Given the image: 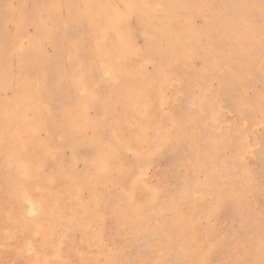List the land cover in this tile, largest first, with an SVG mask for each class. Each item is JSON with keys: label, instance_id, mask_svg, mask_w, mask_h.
<instances>
[{"label": "rangeland", "instance_id": "rangeland-1", "mask_svg": "<svg viewBox=\"0 0 264 264\" xmlns=\"http://www.w3.org/2000/svg\"><path fill=\"white\" fill-rule=\"evenodd\" d=\"M138 1L0 0V264H264V0Z\"/></svg>", "mask_w": 264, "mask_h": 264}, {"label": "bare ground", "instance_id": "bare-ground-1", "mask_svg": "<svg viewBox=\"0 0 264 264\" xmlns=\"http://www.w3.org/2000/svg\"><path fill=\"white\" fill-rule=\"evenodd\" d=\"M53 1H54V0H53ZM65 1H66V0H65ZM91 1H92V3H93V0H91ZM139 1H141V0H139ZM139 1H138V2H139ZM155 1H157V0H155ZM189 1H190V0H189ZM197 1H198V0H197ZM213 1H214V2H213V7H214V8H217V7H218V3L215 2L216 0H213ZM50 2H51V5H52L53 2H52V1H50ZM55 2H56V0H55ZM57 2H58V1H57ZM57 2H56V3H57ZM62 2H64V1H62ZM82 2H83V1H82ZM94 2H95V1H94ZM101 2L103 3L104 1H101ZM101 2L99 1V3H101ZM146 2H147V0H146ZM210 2H211V0H210ZM220 2H221V0H220ZM47 3H48V2H47ZM56 3H53V4L56 5ZM151 3H152V2H151ZM151 3H149V1H148V4L151 5ZM162 3H163V2H162ZM228 3H229V2H228ZM23 4H24V3H23ZM62 4H63V3H62ZM70 4H71V3H70ZM73 4H74V3H73ZM140 4H141V2H140ZM171 4H172V1H171L170 5H171ZM220 4H221V3H220ZM224 4H225V3H224ZM262 4H263V3H262ZM51 5H50V6H51ZM67 5H69V4H67ZM95 5H96V4H95ZM138 5H139V4H138ZM150 5H149V6H150ZM163 5H164V4H163ZM165 5H166V4H165ZM252 5H254V4H252ZM259 5H261V4H259ZM64 6H65V5H64ZM71 6H72V5H71ZM145 6H146V5H145ZM166 6L170 8L169 5H166ZM255 6H256V5H255ZM255 6H254V7H255ZM257 6H258V5H257ZM263 6H264V4H263ZM52 7H53V6H51V8H52ZM56 7H57V6H56ZM99 7H100V6H99ZM102 7H103L104 9H106V7H108V6H102ZM134 7H135V6H134ZM152 7H153V6H152ZM163 7H164V6H163ZM176 7H178V6H176ZM258 7H259V6H258ZM258 7H257V8H258ZM261 7H262V6H261ZM54 8H55V7H54ZM66 8H69V7L67 6ZM95 8H96V7H95ZM179 8H180V7H178V10H177V11L180 10ZM214 8H213V9H214ZM251 8H252V6H251ZM257 8H256V9H257ZM263 8H264V7H263ZM37 9H39V8H37ZM104 9H103V10H104ZM127 9H129V8H127ZM165 9H166V8H165ZM165 9H164V10H165ZM170 9H171V8H170ZM172 9H173V8H172ZM211 9H212V8H211ZM253 9H254V8H253ZM53 10L55 11V9H53ZM145 10H146V9H145ZM223 10H224V9H223ZM249 10H250V11H248V14H251L252 10H251V9H249ZM54 11H53V12H54ZM126 11L128 12V10H126ZM130 11H131V10H130ZM130 11H129V12H130ZM147 11H148V10H147ZM147 11H146V12H147ZM180 11H182V10H180ZM213 11H216V9L213 10ZM219 11H221V10H219ZM219 11H218V12H219ZM225 11H226V9H225ZM240 11H241V10H240ZM244 11H245V10H244ZM253 11H255V10H253ZM34 12H35V11H34ZM218 12H217V14H214V15L217 16V15H218ZM242 12H243V10H242ZM54 13H55V12H54ZM56 13H57V10H56ZM80 13H81V12H80ZM82 13H83V12H82ZM137 13H138V12H137ZM148 13H149V12H148ZM180 13H181V12H180ZM211 13H212V12H211ZM219 13H220V12H219ZM223 13H224V11H223ZM57 14H58V13H57ZM57 14H56V15H57ZM67 14H68V12H67ZM105 14H106V13H105ZM107 14H108V13H107ZM107 14L105 15L106 17H107ZM173 14H175V13H173ZM182 14H183V13H182ZM51 15H52V14H51ZM122 15H123V14H122ZM146 15H148V14H146ZM146 15H145V16H146ZM149 15H150V14H149ZM220 15H222V14H220ZM49 16H50V13H49ZM109 16H110V15H109ZM109 16H108V17H109ZM211 16H212V15H211ZM218 16H219V15H218ZM56 17H57V16H56ZM60 17H61V16H60ZM106 17H105V18H106ZM165 17H166V15H165ZM177 17H178V16H177ZM182 17H184V16H182ZM208 17H209V16H208ZM221 17H222V16H221ZM49 18H50V17H49ZM53 18H54V17H53ZM148 18H149V17H148ZM236 18H237V17H236ZM51 19H52V18H51ZM60 19H61V18H60ZM60 19H59V20H60ZM109 19H110V18H109ZM139 19H140V18H139ZM176 19H178V18H176ZM237 19H238V18H237ZM239 19H240V18H239ZM48 20H49V19H48ZM106 20H107V19H106ZM106 20H105V21H106ZM145 20H146V19H145ZM173 20H174V19H173ZM178 20H179V19H178ZM180 20H181V19H180ZM234 20H235V19H234ZM258 20H259V18H258ZM105 21H104V22H105ZM107 21H108V20H107ZM149 21H150V20H149ZM215 21H216V20H215ZM236 21H237V20H236ZM145 22H146V21H145ZM147 22H148V21H147ZM186 22H187V21H186ZM239 22H240V21H239ZM60 23H61V22H60ZM142 23H144V22H142ZM207 23H208V22H207ZM19 24H20V21H19ZM36 24H37V23H36ZM209 24H210V23H209ZM50 25H51V24H50ZM64 25H66V24H64ZM156 25H157V24H156ZM22 26H23V25H22ZM145 26H146V25H145ZM178 26H179V25H178ZM233 26H234V25H233ZM252 26H253V25H252ZM37 27H38V25H37ZM46 27H47V26H46ZM49 27H50V26H48V28H49ZM58 27H59V26H58ZM126 27H128V26H126ZM161 27H162V32H165V31L168 30V29H169V31L173 29L172 22L169 21V20H164L163 23H162V26H161ZM207 27H209V26H207ZM223 27H224V26H223ZM247 27H248V26H247ZM253 27H254V26H253ZM255 27H256V25H255ZM22 28H23V27H22ZM35 28H36V27H35ZM221 28H222V27H221ZM225 28H226V27H225ZM64 29H66V27H64ZM73 29H74V28H73ZM101 29H102V28H101ZM189 29H190V28H189ZM33 30H35V29H33ZM49 30H51V29H49ZM207 30H208V29H207ZM210 30H211V29H210ZM215 30H217V29H215ZM220 30H221V29H220ZM222 30H224V29H222ZM47 31H48V30H47ZM61 31H63V29H61ZM64 31H65V30H64ZM218 31H219V30H218ZM35 32H36V30H35ZM35 32H34V34H35ZM37 32H38V31H37ZM44 32H46V30H45ZM55 32H57V31H55ZM55 32H54V33H55ZM170 32H171V31H170ZM178 32H179V31H178ZM178 32H176V33H178ZM214 32H215V31H214ZM96 33H98V32H96ZM14 34H15V33H14ZM52 34H53V33H52ZM61 34H62V33H61ZM169 34H170V33H169ZM172 34H175V33H172ZM172 34H171V35H172ZM178 34H179V33H178ZM178 34H177V35H178ZM212 34H213V33H212ZM221 34H222V32H221ZM15 35H16V34H15ZM23 35H24V34H23ZM159 35H160V34H159ZM181 35H182V34H180V36H181ZM207 35H208V34H207ZM238 35H239V34H238ZM256 35H257V34H256ZM258 35H259V33H258ZM258 35H257V36H258ZM18 36H20V34H19ZM28 36H29V35H28ZM110 36H112V35H110ZM167 36H168V34H167ZM175 36H176V34H175ZM175 36H173V37H175ZM183 36H184V35H183ZM183 36H182V37H183ZM212 36H213V35H212ZM214 36H215V35H214ZM57 37H59V36H57ZM113 37H114V36H113ZM119 37H121V35H119ZM168 37L171 38V36H168ZM177 37H178V36H177ZM184 37H185V36H184ZM222 37H223V36H222ZM16 38H17V37H16ZM26 38H27V36H26ZM48 38H49V37H48ZM53 38H54V34H53ZM59 38H60V37H59ZM63 38H64V37H63ZM106 38H107V37H106ZM145 38H147V37H145ZM175 38H176V37H175ZM180 38H181V37H180ZM220 38H221V37H220ZM21 39H22V38H21ZM21 39H20V40H21ZM29 39H30V38H29ZM115 39H116V41H118V40H117L118 38H115ZM235 39H236V38H235ZM7 40H8V39H7ZM17 40H18V38H17ZM41 40H43V37H41L40 35H37L36 38L34 39V42L32 41L31 47H32V45H34V44H38L39 42L42 43ZM56 40H57V39H56ZM181 40H182V39H180V41H181ZM206 40H207V39H206ZM239 40H240V39H239ZM241 40H242V39H241ZM253 40H254V39H253ZM253 40H252V41H253ZM18 41H19V40H18ZM24 41H27V40L25 39ZM47 41H48V39H47ZM47 41H45V42H47ZM52 41H53V40H52ZM57 41H58V40H57ZM57 41H55V42L57 43ZM60 41H61V40H60ZM63 41H64V39H63ZM67 41H69V40H67ZM82 41H83V40H82ZM162 41H163V40H162ZM164 41H165V40H164ZM169 41L172 42V39H171V40L169 39ZM48 42H50V41H48ZM104 42H106V41H104ZM110 42H111V41H110ZM110 42H109V43H110ZM148 42H149V41H148ZM165 42H166V41H165ZM173 42H174V41H173ZM176 42H177L178 44L180 43V42H178V41H176ZM176 42H175V43H176ZM61 43H62V42H61ZM64 43H66V41H65ZM78 43H79V42H78ZM81 43H82V42H81ZM120 43H121V42H120ZM120 43L118 44L117 48H120V49H121V48H122V44H120ZM161 43H162V42H161ZM200 43H201V42H200ZM205 43H206V42H205ZM209 43H210V42H209ZM57 44H58V43H57ZM57 44H56V45H57ZM98 44H99V42H98ZM125 44H126V43H125ZM127 44H128V42H127ZM127 44H126V45H127ZM148 44L151 45L150 42H149ZM148 44H147V45H148ZM172 44H174V43H172ZM180 44H181V43H180ZM0 45L2 46V44H0ZM16 45H17V44H16ZM54 45H55V44H54ZM81 45H82V44H81ZM128 45H129V44H128ZM147 45H146V46H147ZM149 45H148V46H149ZM196 45H197V44H196ZM52 46H53V45H52ZM101 46L103 47L104 45H101ZM131 46H132V45H131ZM131 46H130V48H131ZM160 46H161V45H160ZM14 47H15V45H14ZM54 47H55V46H54ZM71 47L73 48V46H71ZM82 47H84V46H82ZM82 47H81V48H82ZM106 47H107V46H106ZM149 47H150V46H149ZM163 47H164V46H163ZM15 48H16V47H15ZM52 48H53V47H52ZM52 48H51V49H52ZM76 48H77V47H76ZM76 48L70 50V52H69V56H68V62L71 61L72 63H74L73 61L76 60V59L74 58V54H75ZM78 48H79V47H78ZM78 48H77V49H78ZM100 48H101V47H100ZM103 48H104V47H103ZM115 48H116V47H115ZM132 48H134V47H132ZM239 48H240V47H239ZM5 49H6V48H5ZM29 49H30V48H29ZM104 49H105V48H104ZM110 49H111V45H110ZM113 49H114V48H113ZM237 49H238V48H237ZM87 50H88V49H87ZM101 50H102V49H101ZM105 50H106V49H105ZM151 50H152V49H151ZM160 50H161V49H160ZM175 50H176V49H175ZM180 50H181V49H180ZM185 50H187V49H185ZM196 50H197V49H196ZM200 50H201V49H200ZM205 50H206V49H205ZM233 50H234V49H233ZM68 51H69V50H68ZM102 51H103V50H102ZM108 51H109V50H108ZM132 51H133V50H132ZM134 51H135V50H134ZM207 51H209V50L207 49ZM231 51H232V50H231ZM38 52H39V51H38ZM38 52L36 51V54H38ZM57 52H58V51H57ZM57 52H55V54H57ZM79 52H80V51H78V53H79ZM97 52H98V51H97ZM106 52H107V50H106ZM114 52H115V50H114ZM125 52L127 53V52H129V51H125ZM204 52H205V51H204ZM16 53H17V52H16ZM29 53H31V52H29ZM29 53H27V54L29 55ZM42 53H43V52H42ZM76 53H77V52H76ZM78 53H77V54H78ZM102 53H103V52H102ZM110 53H111V52H110ZM110 53H108V54H110ZM120 53H122V52H120ZM120 53H118V54L120 55ZM131 53H133V52H131ZM134 53H137V52H134ZM141 53H143V52H141ZM216 53H217V52H216ZM230 53H231V52H230ZM33 54H34V53H33ZM43 54H44V53H43ZM108 54H107V56H108ZM114 54L116 55V53H114ZM118 54H117V55H118ZM123 54H124V53H122V55H123ZM197 54H199V53H197ZM209 54H210V53H209ZM14 55H15V54H14ZM21 55H22V53H21ZM23 55H26V54H23ZM39 55H40V54H38V55H36V56H39ZM44 55H45V54H44ZM62 55H63V54H62ZM97 55H98V53H97ZM104 55H106V53H104ZM119 55H118V56H119ZM122 55H121V56H122ZM183 55H185V53H183ZM29 56H30V55H29ZM75 56H77V55L75 54ZM86 56H87V55H86ZM99 56L103 57L102 54L99 55ZM121 56H120V57H121ZM123 56H124V55H123ZM185 56H186V55H185ZM30 57H31V56H30ZM34 57H35V56H34ZM46 57H47V56H46ZM49 57H50V56H49ZM78 57H79V56H78ZM87 57H88V56H87ZM105 57H106V56H105ZM112 57H113V56H112ZM112 57H111V58H112ZM120 57H118V58H120ZM186 57H187V56H186ZM186 57H185V58H186ZM50 58H51V57H50ZM108 58H109V57H108ZM124 58H125V57H124ZM130 58H131V57H130ZM154 58H155V57H154ZM182 58H183V57H182ZM202 58H203V57H202ZM206 58H207V57H206ZM206 58H205V59H206ZM222 58H223V57H222ZM99 59H100V58H99ZM102 59H103V58H102ZM105 59H106V58H105ZM122 59H123V57H122ZM143 59H145V57H144ZM14 60H15V59H14ZM51 60L53 61L54 58H52ZM103 60H104V59H103ZM111 60H113V59H111ZM114 60H116V59H114ZM132 60H133V59H132ZM188 60H189V59H188ZM26 61H27V60H26ZM26 61H25V62H26ZM30 61H31V60H29V62H30ZM61 61H62V60H61ZM83 61H84V60H83ZM101 61H102V60H101ZM108 61H109V60H108ZM134 61H135V60H134ZM134 61H133V62H134ZM152 61H153V60H152ZM202 61H203V60H202ZM241 61H243V60H241ZM17 62H18V61H17ZM103 62H105V61H102V63H103ZM111 62H112V61H111ZM119 62H120V61H119ZM238 62H239V61H238ZM19 63H20V61H19ZM19 63H18V64H19ZM26 63H27V62H26ZM39 63H40V62H39ZM58 63H59V62H58ZM106 63H107V61H106ZM106 63H103V64H104V66H105L104 68H106L105 70H106L107 72H109V73H113V74H114V72H116L117 74H119V71H120L121 67L117 68L116 70H113L112 68H108V67H112L111 65H114V64H111V65L107 64V65H108V67H107V65H105ZM122 63H123V61H122ZM139 63H140V62H139ZM164 63H166V62H164ZM24 64H25V63H24ZM30 64H32V63H30ZM74 64H75V63H74ZM79 64H80V63H79ZM79 64L76 63V66H79ZM103 64H102V65H103ZM116 64H117V63H116ZM205 64H206V63H205ZM33 65H34V64H33ZM117 65H118V64H117ZM122 65L124 66V64H122ZM174 65H175V64H174ZM30 66H31V65H30ZM118 66H119V65H118ZM167 66H169V64H168ZM171 66H172V64H171ZM239 66H240V65H239ZM57 67H58V66H57ZM114 67H115V66H114ZM114 67H113V68H114ZM124 67H125V66H124ZM129 67H130V66H129ZM212 67H213V65H212ZM28 68H29V67H28ZM33 68H35V67H33ZM53 68H54V67H53ZM70 68H71V66H70ZM115 68H116V67H115ZM168 68H169V67H168ZM40 69H43V68H40ZM124 69H125V68H124ZM164 69L167 71L166 68H164ZM205 69H208V70L210 71V69H209L208 67H207V68L205 67L204 70H205ZM215 69H216V68H215ZM30 70H31V69H30ZM47 70H48V69H46V72H48ZM105 70H104V71H105ZM171 70H172V69H171ZM204 70H203V71H204ZM24 71H25V70H24ZM31 71H32V70H31ZM43 71H44V69H43ZM50 71H51V70H50ZM63 71H64V70H63ZM121 71H122V69H121ZM166 71H165V72H166ZM222 71H223V70H222ZM39 72H40V70H39ZM170 72H171V71H170ZM170 72H169V70H168V72H166V75H167V73H170ZM177 72H178V71H177ZM226 72H227V71H226ZM25 73H26V72H25ZM30 73H31V72H30ZM51 73H52V71H51ZM121 73H122V72H121ZM135 73H136V72H135ZM175 73H176V72H175ZM175 73H174V74H175ZM204 73H205V71H204ZM206 73H209V72H206ZM206 73H205V74H206ZM44 74H45V72H44ZM170 74H171V73H170ZM170 74H169V75H170ZM46 75H47V74H46ZM49 75H50V74H49ZM49 75H48V79L50 78ZM51 75H52V74H51ZM97 75H98V74H97ZM121 75H123V74H121ZM130 75H131V74H130ZM133 75H134V74H133ZM59 76H60V75H59ZM164 76H165V75H164ZM164 76H163V77H164ZM171 76H172V74H171ZM171 76H170V77H171ZM223 76H225V75H223ZM223 76H222V77H223ZM35 77H37V76H35ZM109 77H110V76H109ZM114 77H115V76H114ZM116 77H118V76H116ZM120 77H121V76H120ZM125 77H126V76H125ZM161 77H162V76H161ZM165 77L167 78L168 76H165ZM180 77H181V76L179 75V78H180ZM182 77H183V76H182ZM226 77H227V76H226ZM226 77H225V78H226ZM44 78H45V77H44ZM79 78H81V77L79 76ZM112 78H113V77H112ZM168 78H169V77H168ZM168 78H167V79H168ZM188 78H189V77H188ZM219 78H220V77H219ZM225 78H224V79H225ZM46 79H47V78H46ZM114 79H117V78H114ZM119 79H120V78H119ZM119 79H118V81H119ZM121 79H122V78H121ZM170 79H172V78H170ZM175 79H176V78H175ZM222 79H223V78H222ZM228 79H230L229 76H228ZM0 80H1V79H0ZM34 80H35V79H34ZM34 80L32 79L33 82H34ZM40 80H41V79H40ZM42 80H43V79H42ZM68 80H69V79H68ZM74 80H75V81H73L74 86H76V87L78 86V87L83 88V86H79L80 84L82 85V83H81V82H82V79H80V80L78 79V81H76L77 78H76V79L74 78ZM164 80H165V79H164ZM181 80H182V79H181ZM27 81H28V80H27ZM35 81H36V80H35ZM169 81H170V80L168 79V81H167L168 83H166V82H164V83L169 85ZM176 81H177V79H176L175 81L173 80V82H176ZM230 81H231V80H230ZM5 82H6V81H5ZM22 82H26V80H25V81H22ZM29 82H30V81H29ZM41 82H43V81H41ZM162 82H163V81H162ZM228 82H229V81H228ZM177 83H178V82H177ZM214 83H215V82H214ZM221 83H224V82H221ZM26 84H27V83H26ZM35 84H36V83H35ZM66 84H67V83H66ZM117 84H118V83H117ZM5 85H6V84H5ZM19 85H20V84H19ZM21 85H22V83H21ZM37 85H38V84H37ZM41 85H42V84H41ZM68 85H69V84H68ZM68 85H67V86H68ZM122 85H124V84L122 83ZM122 85H119V86H122ZM162 85H163V84H162ZM25 86H26V85H25ZM45 86H46V85H45ZM119 86H118V87H119ZM165 86H166V85H165ZM37 87H39V86H37ZM40 87H41V86H40ZM69 87H70V86H69ZM84 87H85V86H84ZM92 87H93V86H92ZM114 87H115V86H114ZM116 87H117V86H116ZM243 87H244V86H243ZM41 88H42V87H41ZM71 88H72V87H71ZM20 89H21V87H20ZM24 89H25V88H24ZM26 89H27V88H26ZM92 89H93V88H92ZM153 89H154V88H153ZM233 89H234V88H233ZM21 90H23V89H21ZM43 90H44V89H43ZM89 90H90V89H89ZM16 91H17V90H16ZM90 91H91V90H90ZM90 91H88V92H90ZM176 91H177V90H176ZM178 91H179V90H178ZM43 92H44V91H43ZM88 92H87V93H88ZM159 92H160V91H159ZM173 92H174V91H173ZM70 93H71V92H70ZM163 93H165V92H163ZM234 93H235V92H234ZM88 94H89V93H88ZM90 94H91V93H90ZM154 94H155V93H154ZM159 94H160V93H158V97H159ZM179 94H180V93H179ZM30 95H31V94H30ZM93 95H94V94H93ZM142 95H143V94H142ZM166 95H167V94H166ZM177 95H178V94H177ZM181 95H182V94H180V96H181ZM94 96H95V95H94ZM97 96H98V95H97ZM139 96H140V95H139ZM139 96H138V97H139ZM19 97H20V96H19ZM22 97H23V96H22ZM36 97H38V96H36ZM95 97H96V96H95ZM95 97H94V98H95ZM172 97H173V96H172ZM32 98H33V97H32ZM38 98H41V97H38ZM87 98H89L88 95H87ZM146 98H147V97H146ZM146 98H144V99H146ZM19 99H20V98H19ZM175 99H176V97H175ZM87 100H88V99H86V101H87ZM177 100H178V99H177ZM45 101H46V100H45ZM62 101H63V100H62ZM47 102H48V101H47ZM173 102H174V101H173ZM87 103H88V102H87ZM32 104H33V103H32ZM32 104H31V105H32ZM36 104H37V103H36ZM72 104H73V103H72ZM137 104H138V103H137ZM137 104H136V105H137ZM165 104H166V103H165ZM45 105H46V104H45ZM48 105H49V104H48ZM51 105H52V104H51ZM88 105H89V104H88ZM144 105H145V104H144ZM144 105H140V107H141V106L144 107ZM147 105H148V104H147ZM32 106H33V105H32ZM32 106H31V107H32ZM40 106H42V105H40ZM40 106L37 107V109L39 108V111H42V110H40ZM43 106H44V104H43ZM138 106H139V104L137 105V107H138ZM213 106H214V105H213ZM49 107H51V106H49ZM94 107H95V106H94ZM35 108H36V107H35ZM43 108H45V107H43ZM4 109H5V107H4ZM4 109H3V110H4ZM84 109H85V107H84L83 103L79 104V106H76V107H74V108L71 110V109H69V108L66 107L65 103L60 102V103H58L57 105H56V104L53 105L52 108H50L48 111L51 110V112H55V111L57 112L58 110H61V112L63 111L66 120L74 122V121H76L78 118L81 117V115H82V110H84ZM86 109H87V108H86ZM143 109H144V108H143ZM181 109H182V108H181ZM31 110H32V109H31ZM140 110H141V109H140ZM257 110H258V109H257ZM4 111H6V110H4ZM4 111H1V112H4ZM45 111H46V110H45ZM45 111H44V112H45ZM84 111H86V110H84ZM84 111H83V112H84ZM143 111H144V110H142V112H143ZM44 112H43V113H44ZM51 112H50V114H51ZM56 112H55V113H56ZM145 112H146V111H145ZM14 113H15V112H14ZM37 113H38V112H37ZM46 113H47V111H46ZM55 113H54V114H55ZM144 114H145V113H144ZM41 116H42V115H41ZM52 116H53V114H52ZM52 116H51V117H52ZM42 117H43V116H42ZM238 118H239V117H238ZM17 119H19V117H18ZM39 119H40V118H39ZM29 120H30V119H29ZM29 120H28V121H29ZM4 121H5V120H4ZM9 121H10V120H9ZM16 121H17V120H16ZM24 122L26 123V121H24ZM8 123H9V122H7V124H8ZM40 124H41V123H40ZM26 126H27V125H26ZM72 126H73V125H72ZM2 129H3V128H2ZM28 131H29V130H28ZM13 132H14V131H13ZM23 132H24V131H23ZM25 132H26V130H25ZM2 133H4V132H2ZM116 135H118V134H115V136H116ZM29 136H30V135H29ZM118 136H119V135H118ZM83 137H84V136H83ZM88 139H89V138H88ZM101 141H102V140H101ZM200 141H201V140H200ZM120 142H121V140H120ZM14 143H15V142H14ZM85 143H86V142H85ZM90 143H91V144H92V143L94 144V143H96V141L93 140V141H91ZM90 143H88V141H87L86 144H90ZM114 143H115V142H114ZM121 143H122V142H121ZM255 143H256V142H255ZM103 145H104V144H103ZM123 145H124V144H122V145H120V146H123ZM95 146H96V145H95ZM99 146H100V145H99ZM117 146H118V145H117ZM100 147H101V146H100ZM104 147H105V146H104ZM104 147H103V148H104ZM22 148H23V147H22ZM74 148H75V147H74ZM103 148H102V149H103ZM120 148H121V147H119V149H120ZM249 150H250V149H249ZM99 151H100V150H99ZM112 151H113V150H112ZM112 151H111V152H112ZM101 153H102V152H101ZM73 154H74V153H73ZM83 154H85V153H83ZM99 155H101V154H99ZM102 155H103V153H102ZM82 156H83V155H82ZM105 156H106V155H105ZM92 157H93V156H92ZM103 157H104V156H103ZM18 158H19V157H18ZM73 158H74V157H73ZM80 158H81V157H80ZM19 159H21V158H19ZM91 159H92V158H91ZM91 159H89V160H91ZM94 159H95V158H94ZM97 159L100 160L101 158H99V157L97 156ZM89 160H88V161H89ZM95 160H96V159H95ZM95 160H94V161H95ZM19 161H20V160H19ZM22 161H23V160H22ZM92 161H93V160H92ZM71 162H72V161H71ZM21 164H22V163H21ZM96 164H98V163L96 162ZM88 166H89V165H88ZM22 167H23V166H22ZM66 167H67V166H66ZM38 168H39V167H38ZM44 168H45V167H44ZM189 169H190V167H189ZM69 170H70V169H69ZM155 170H156V168H155ZM24 171H25V170H24ZM84 172H85V171H84ZM86 172H87V171H86ZM97 172H98V171H96L95 173H97ZM168 172H169V171H168ZM25 173H28V171L25 172ZM29 173H30V172H29ZM67 173H68V171H67ZM67 173H66V174H67ZM159 173H160V172H159ZM78 174H79V173H78ZM83 174H84V173H83ZM84 175H85V174H84ZM86 175H87V174H86ZM88 175H89V174H88ZM67 176H68V175H67ZM69 176L73 177V176H75V175H73V176H72V175H69ZM165 176H166V175H165ZM91 177H92V176H91ZM182 177H183V176H182ZM67 178H68V177H67ZM69 178H70V177H69ZM87 178H88V176H87ZM78 179H79V178H78ZM49 180H50V179H49ZM67 180H72V178L67 179ZM180 180H182V179H180ZM180 180H179V181H180ZM63 181H64V180H63ZM65 181H66V180H65ZM163 181H165V180H163ZM180 182H181V181H180ZM68 183H70V181H69ZM153 184L155 185V183H153ZM153 184H152V185H153ZM152 185H151V186H152ZM159 185H160V183H159ZM182 185H183V184H182ZM14 186H15V185H14ZM63 186H64V185H63ZM45 187H46V186H45ZM161 187H162V186H161ZM180 187H181V186H180ZM21 188H23V187H21ZM153 188H154V190H155V187H153ZM162 188H163V187H162ZM161 190H162V189H161ZM161 190H160V192H162ZM75 192H76V191H75ZM154 192H155V191H154ZM154 192H152V193H154ZM167 193H168V192H167ZM167 193H166V194H167ZM22 194H23V193H22ZM162 194H163V193H162ZM20 196H21V195H20ZM28 196H29V195H28ZM161 196H162V195H161ZM49 197H50V196H49ZM49 197H48V198H49ZM158 197L160 198V196H158ZM162 197H163V196H162ZM164 197H165V195H164ZM71 198H72V197H71ZM167 199H168V197H167ZM52 200H53V199H52ZM52 200L50 201L51 203H52ZM67 201H68V200H67ZM31 202H32V201H31ZM35 204H37V203H35ZM57 204H58V202H57ZM61 204H62V203H61ZM59 205H60V204H59ZM59 205H58V206H59ZM67 207H68V206H67ZM33 208H34V207H33ZM33 208H32V209H33ZM30 209H31V206H30ZM33 210H34V209H33ZM76 215H77V214H76ZM18 216H19V215H18ZM74 216H75V215H74ZM38 217H39V216H38ZM66 223H67V222H66ZM21 225H22V224H21ZM42 244H44V243L42 242Z\"/></svg>", "mask_w": 264, "mask_h": 264}]
</instances>
